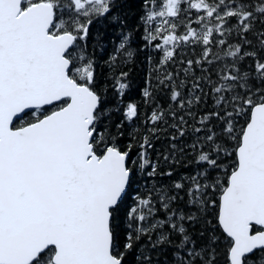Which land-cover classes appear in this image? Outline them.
Listing matches in <instances>:
<instances>
[{
    "label": "snow or ice",
    "instance_id": "snow-or-ice-1",
    "mask_svg": "<svg viewBox=\"0 0 264 264\" xmlns=\"http://www.w3.org/2000/svg\"><path fill=\"white\" fill-rule=\"evenodd\" d=\"M0 264H264V0H0Z\"/></svg>",
    "mask_w": 264,
    "mask_h": 264
}]
</instances>
